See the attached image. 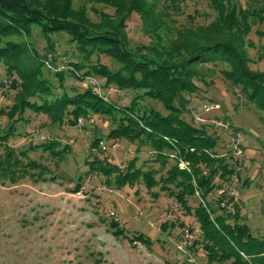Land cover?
<instances>
[{"label": "rangeland", "instance_id": "1", "mask_svg": "<svg viewBox=\"0 0 264 264\" xmlns=\"http://www.w3.org/2000/svg\"><path fill=\"white\" fill-rule=\"evenodd\" d=\"M158 1L159 8L167 11L173 29L208 26L217 17L208 0H176L175 7L174 0ZM235 1L250 12L262 7L255 0ZM82 5L87 6L96 21L98 16L90 10L92 5L86 0H75L76 7ZM104 10L114 13L111 8ZM261 17L250 21L246 49L250 68L262 73L264 13ZM52 39L54 60L46 64L42 78L54 84L56 95L64 91L74 95L90 86L120 106L131 104L136 92L121 91L115 86L104 88L103 78L81 81L66 73L60 86L54 73L69 71L68 64L80 60L79 52L66 34ZM152 39L139 15L133 13L128 22L130 46H148ZM29 42L46 55L47 41L39 28H34ZM92 61L113 71L120 67L106 55L93 56ZM204 67V79L196 80L199 90L186 94L189 103L183 118L215 137L218 153L234 169L228 182L216 179L222 188L207 200L221 214L218 200L224 195L223 203L227 205L233 199L227 211H238L240 223L248 225L253 236L264 239V112L225 78L221 73L224 65ZM17 78H9L0 63V137L13 123L1 111L8 113L16 103L19 89L13 87L12 81ZM32 101L40 103L39 98ZM140 103L167 114L158 101L146 98ZM17 119L15 133L7 143L17 154L26 151L27 156L20 157L22 162L13 172L7 165L0 169V264H220L208 263L197 218L188 215L160 186L148 189L141 181L133 187L118 188L113 178L108 183L105 175L87 163L92 160L91 153H95L100 160L126 169L137 158L136 167L156 171L159 180L168 175L174 164L172 158L163 167L153 161L155 153L148 147L139 152L138 146L127 140H106L113 127L106 116L91 114L88 119H80L77 126L53 124L48 115L33 110H26ZM96 137L103 141L101 150L93 152L90 148ZM50 141L59 143L60 154L34 149ZM3 154L4 147L0 146V156ZM29 161L41 166L25 167ZM199 202L196 196L188 197L193 209ZM229 222L234 224V220Z\"/></svg>", "mask_w": 264, "mask_h": 264}, {"label": "trees", "instance_id": "2", "mask_svg": "<svg viewBox=\"0 0 264 264\" xmlns=\"http://www.w3.org/2000/svg\"><path fill=\"white\" fill-rule=\"evenodd\" d=\"M86 1L98 16L96 21L87 6L76 7L75 0H0V63L9 78L18 76L12 84L19 89L11 110L1 111L13 123L0 137V146L4 147L0 169L7 165L13 172L22 162L20 157L27 156L26 151L17 154L7 143L15 133L14 123L20 119L17 116L26 110L46 114L53 124L59 125L77 126L80 119H88L91 114L106 116L113 126L106 140H127L137 145L139 152L148 147L155 153L153 161L165 167L172 158L174 164L168 175L157 180L156 171L136 167L137 158L122 169L91 153L92 160L87 163L92 170L105 175L108 183L113 178L118 188L133 187L142 181L148 189L160 186L161 191L174 197L188 215L199 221L208 263L264 264V239L253 236L248 225L240 223L238 211H227L233 199L227 205L223 203L224 195L218 200L221 214L207 200L222 188L216 179L228 182L234 169L218 153L217 139L183 118L189 103L186 94L199 90L196 80L204 79L202 70L208 64L224 65L221 73L225 78L264 112V72L250 68L246 49L250 21L262 18L264 0H255L262 4L257 12L243 9L235 0H208L217 14L211 24L175 29L169 24L167 11L159 8L158 0ZM105 8L114 13L105 12ZM133 13L139 15L145 32L153 38L148 46L132 48L129 44L128 22ZM36 27L47 41L46 55L30 45ZM60 34L68 35L80 58L68 64L69 71L54 73L60 86L66 73L81 81L103 78L104 88L115 86L121 91L136 92L129 106L110 101L90 86L74 95L64 91L58 96L53 92L54 84L42 75L46 64L54 60L52 37ZM98 55L111 57L119 69L113 71L98 61L94 63L92 57ZM34 98H39L40 103L32 101ZM146 98L160 102L167 114L142 106L140 101ZM101 140L96 137L90 150H101ZM58 146L50 141L34 149L60 154ZM38 166L41 165L33 161L25 165ZM45 170L43 167L42 172ZM195 196L200 202L193 209L188 197ZM229 220H234V224Z\"/></svg>", "mask_w": 264, "mask_h": 264}]
</instances>
